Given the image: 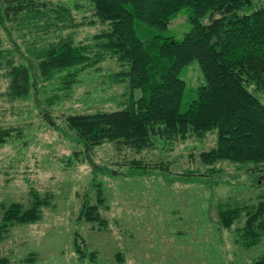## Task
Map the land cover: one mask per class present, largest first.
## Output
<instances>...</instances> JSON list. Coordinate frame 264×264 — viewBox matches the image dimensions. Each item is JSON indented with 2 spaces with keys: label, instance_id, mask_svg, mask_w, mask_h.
I'll use <instances>...</instances> for the list:
<instances>
[{
  "label": "rangeland",
  "instance_id": "374dc122",
  "mask_svg": "<svg viewBox=\"0 0 264 264\" xmlns=\"http://www.w3.org/2000/svg\"><path fill=\"white\" fill-rule=\"evenodd\" d=\"M253 1L254 7L264 5V0ZM53 3L69 8L79 26L44 37L27 23L9 24L14 49L0 32V127L20 133L0 147V204L28 206L32 192L50 196L37 222L15 225L0 241V264H251L263 255L264 232L257 245L244 248L237 241L242 223L224 229L217 219L223 206L258 203L264 193V165H204L198 156L214 147L215 134L177 142L171 150L136 155L125 151L119 157L111 144H104L79 154L70 167L60 162L84 151L65 129L66 117L117 110L128 100L129 90L126 84L112 82L120 67L106 58L82 72L70 89L61 84L65 73L53 70L46 80L38 73L39 82L25 96L9 94L8 63L37 62V55L60 37L95 52L93 37L106 27L88 3ZM189 31L187 13L180 12L165 35L181 40ZM179 77L186 83L184 106L203 81L195 61ZM255 95L264 104V92ZM132 157L150 166L168 164L163 166L168 172L147 169L149 174H129L124 163ZM98 189L103 198L98 212L106 223L100 228L78 219L82 203L97 204Z\"/></svg>",
  "mask_w": 264,
  "mask_h": 264
},
{
  "label": "trees",
  "instance_id": "16d2710c",
  "mask_svg": "<svg viewBox=\"0 0 264 264\" xmlns=\"http://www.w3.org/2000/svg\"><path fill=\"white\" fill-rule=\"evenodd\" d=\"M53 1L0 0V32L13 49L17 45L9 24L27 23L44 37L79 26L69 8ZM85 1L106 27L93 37L94 53L91 47L60 37L37 55V62L18 66L9 62L6 67L9 94L22 97L39 82L38 73L46 80L51 71H62L61 84L70 89L82 72L95 69L106 58L119 65L112 82L127 85L128 100L117 110L66 117L65 129L84 151L61 160L65 167L76 164L79 154L104 144H111L119 157L125 151L136 155L171 150L177 142L203 140L210 134H215L214 147L198 156L204 165L219 161L264 165V104L255 95L264 92V5L254 7L253 0ZM180 12L187 13L190 31L176 40L165 32ZM194 61L203 83L183 106L186 83L179 75ZM134 91L140 95L135 97ZM19 137L16 129L0 127V147ZM124 164L132 175L149 174L147 169L165 172L163 166L168 165L150 166L133 157ZM258 199L255 206L218 210V226L231 229L242 223L237 241L244 248L257 245L264 232V193ZM49 202V195L42 198L32 192L28 206L1 203L0 241L15 225L37 222ZM102 202L98 189L97 204L82 203L78 219L105 226L98 212ZM117 258L121 262L120 253ZM251 264H264V254Z\"/></svg>",
  "mask_w": 264,
  "mask_h": 264
},
{
  "label": "crops",
  "instance_id": "0c3cea01",
  "mask_svg": "<svg viewBox=\"0 0 264 264\" xmlns=\"http://www.w3.org/2000/svg\"><path fill=\"white\" fill-rule=\"evenodd\" d=\"M126 262V261H125ZM130 262V261H129Z\"/></svg>",
  "mask_w": 264,
  "mask_h": 264
}]
</instances>
